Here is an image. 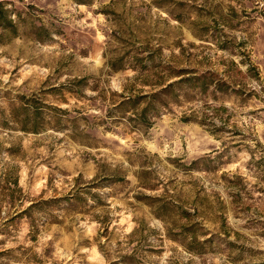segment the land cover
<instances>
[{"label": "rangeland", "instance_id": "374dc122", "mask_svg": "<svg viewBox=\"0 0 264 264\" xmlns=\"http://www.w3.org/2000/svg\"><path fill=\"white\" fill-rule=\"evenodd\" d=\"M0 3V264H264V0Z\"/></svg>", "mask_w": 264, "mask_h": 264}, {"label": "trees", "instance_id": "16d2710c", "mask_svg": "<svg viewBox=\"0 0 264 264\" xmlns=\"http://www.w3.org/2000/svg\"><path fill=\"white\" fill-rule=\"evenodd\" d=\"M3 14H5V16ZM7 14L8 10L2 9L0 3V27L5 24V21L3 20H5ZM172 70L174 71H172L171 74L181 77H179L176 81H170L168 83H160V81L156 80L154 83L156 89L144 95H137L132 97L128 94L119 93L117 95V97L119 98L113 105V110L120 114H124L126 111H133V115L136 120L140 122L146 121L147 116L152 117L158 113V110L156 109L157 106H162L163 104L160 99V94H166V92L173 90L171 89L173 84L181 83L183 81H199L206 87L211 85L212 90H221L222 88H224V83H226L224 79L218 77V75L212 71H205L198 75H192V77H182V75L185 73L184 68H177ZM139 96L140 98L138 99ZM143 98L145 99V101L142 103L143 105L139 107V104Z\"/></svg>", "mask_w": 264, "mask_h": 264}]
</instances>
